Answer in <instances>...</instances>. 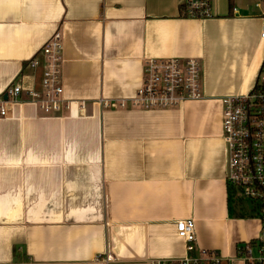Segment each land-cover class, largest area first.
I'll return each mask as SVG.
<instances>
[{
  "label": "crops",
  "instance_id": "1",
  "mask_svg": "<svg viewBox=\"0 0 264 264\" xmlns=\"http://www.w3.org/2000/svg\"><path fill=\"white\" fill-rule=\"evenodd\" d=\"M183 3L0 0V98L60 32L64 96L77 104L47 116L23 96L0 116V264L182 259L176 223L187 219L198 251L244 264L238 247L261 223L226 181L222 99L256 83L264 0H214L209 19L183 15ZM173 58L202 62V100L103 108L136 95L145 60Z\"/></svg>",
  "mask_w": 264,
  "mask_h": 264
},
{
  "label": "built area",
  "instance_id": "2",
  "mask_svg": "<svg viewBox=\"0 0 264 264\" xmlns=\"http://www.w3.org/2000/svg\"><path fill=\"white\" fill-rule=\"evenodd\" d=\"M213 2L184 0L183 5L187 17L209 19L213 17ZM261 39L264 40V17ZM64 60L63 38L57 32L28 62L32 74L24 73L0 98V116L7 117L9 103L18 102L23 96L47 116L72 111L77 104L64 96ZM143 76V84L132 99L102 101L103 108L173 110L187 101L204 98L203 65L199 59H147ZM29 78L35 84L25 87L23 81ZM222 105L223 138L227 149L226 181L234 193L255 206L261 223L258 238L239 245L238 256L244 264H264V60L253 89L244 95L223 98ZM79 107L85 109V103ZM176 227L186 244V257L151 260L147 264H233L216 251H198L194 220L178 221Z\"/></svg>",
  "mask_w": 264,
  "mask_h": 264
},
{
  "label": "trees",
  "instance_id": "3",
  "mask_svg": "<svg viewBox=\"0 0 264 264\" xmlns=\"http://www.w3.org/2000/svg\"><path fill=\"white\" fill-rule=\"evenodd\" d=\"M181 11L183 15H186V7L185 6H181Z\"/></svg>",
  "mask_w": 264,
  "mask_h": 264
}]
</instances>
